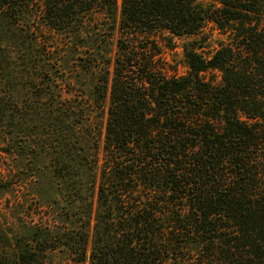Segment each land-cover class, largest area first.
I'll return each instance as SVG.
<instances>
[{
  "label": "trees",
  "instance_id": "1",
  "mask_svg": "<svg viewBox=\"0 0 264 264\" xmlns=\"http://www.w3.org/2000/svg\"><path fill=\"white\" fill-rule=\"evenodd\" d=\"M210 24L217 48L172 55ZM0 43L35 73V101L0 94V120L49 157L78 224L19 242L18 263L264 264V0H0ZM59 48L97 71L93 101L62 98Z\"/></svg>",
  "mask_w": 264,
  "mask_h": 264
},
{
  "label": "rangeland",
  "instance_id": "2",
  "mask_svg": "<svg viewBox=\"0 0 264 264\" xmlns=\"http://www.w3.org/2000/svg\"><path fill=\"white\" fill-rule=\"evenodd\" d=\"M199 2L215 4L217 0H199ZM117 36L116 33L115 40ZM219 40H224V37H221L214 25L210 24L200 36L172 37L176 46L172 55L182 62L184 46L196 47L200 53L207 55L217 48ZM9 46H11L9 48L11 63L8 64L5 57L0 58V94L6 95L9 100L12 99L9 94H12L18 104L22 100L32 103L35 101L34 89L31 88V80L35 74L34 65L27 60L22 62L18 59L20 51L14 49L10 43ZM55 53L66 56L58 77V82L62 86V98L76 106L81 105L84 100L93 101L97 71L85 72L75 62L76 56L71 55L67 49L59 48ZM181 72L185 70L181 69ZM109 99L110 94L104 110L91 113L93 126L99 124L102 128L101 158L104 156ZM29 106L28 109H31L32 106ZM13 116L14 114L8 112L3 121L0 120V258L4 259L5 264H20L18 263L21 254L19 242L26 244L25 249L32 247L35 252L40 249L39 244L34 241L37 231L41 235L69 231L78 226L69 221L65 215L66 201L54 177L49 157L39 147L35 150L30 149V145L23 139V134L18 133V127L15 130L4 125L10 122ZM26 132L27 136L31 137V130L27 129ZM90 254L91 248L87 256V264H90ZM70 259V253L66 248L50 249L44 254L43 264H73Z\"/></svg>",
  "mask_w": 264,
  "mask_h": 264
}]
</instances>
